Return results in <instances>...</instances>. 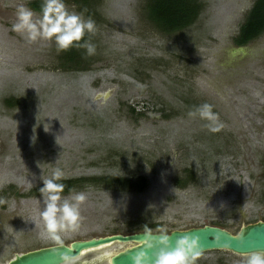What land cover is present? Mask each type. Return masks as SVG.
Masks as SVG:
<instances>
[{
  "label": "rangeland",
  "instance_id": "rangeland-1",
  "mask_svg": "<svg viewBox=\"0 0 264 264\" xmlns=\"http://www.w3.org/2000/svg\"><path fill=\"white\" fill-rule=\"evenodd\" d=\"M31 1L0 0V264L78 239L264 221V34L244 56L230 42L255 0H198L195 22L169 34L148 0H46L51 18ZM75 29L70 61L58 45ZM54 179L74 184L44 190ZM217 261L264 256L163 264Z\"/></svg>",
  "mask_w": 264,
  "mask_h": 264
},
{
  "label": "water",
  "instance_id": "water-1",
  "mask_svg": "<svg viewBox=\"0 0 264 264\" xmlns=\"http://www.w3.org/2000/svg\"><path fill=\"white\" fill-rule=\"evenodd\" d=\"M113 243L129 244L104 257L105 264H163L211 250L264 256V221L230 232L214 225L156 232L112 234L56 243L15 254L3 264H63Z\"/></svg>",
  "mask_w": 264,
  "mask_h": 264
},
{
  "label": "trees",
  "instance_id": "trees-1",
  "mask_svg": "<svg viewBox=\"0 0 264 264\" xmlns=\"http://www.w3.org/2000/svg\"><path fill=\"white\" fill-rule=\"evenodd\" d=\"M46 0H34L29 3L33 10L46 12L47 4ZM87 3V2H86ZM83 11V8L79 7ZM146 11L148 19L154 24V26L162 33L169 34L177 30H181L193 24L198 17L202 4L198 0H148L146 3ZM91 15L89 11L86 13ZM264 32V0H255L251 9L245 16L243 23L239 27L238 35L235 37V41L238 44H244L250 40L258 37ZM85 40L77 29L73 31L72 39L64 38L60 40L58 49L62 53V58L73 61L78 56L80 57V44ZM188 181L183 184L189 183L193 180L191 172L185 170ZM92 180H99L93 178ZM102 182L112 185L120 182L126 187L132 186L126 179L111 178L100 179ZM175 183L179 186H183L180 180L176 179ZM74 181H62L54 179L49 185L44 186L45 189L49 187H57L59 191L67 193L72 188ZM44 190L42 192H44Z\"/></svg>",
  "mask_w": 264,
  "mask_h": 264
},
{
  "label": "flooded vegetation",
  "instance_id": "flooded-vegetation-1",
  "mask_svg": "<svg viewBox=\"0 0 264 264\" xmlns=\"http://www.w3.org/2000/svg\"><path fill=\"white\" fill-rule=\"evenodd\" d=\"M49 8H50V4L47 5V11H46V12H41V11L33 10V9L30 7V9L33 10L34 12L40 13V14H42V15H44V16H47L48 18H51V16L49 15ZM49 16H50V17H49ZM87 16H88V15H87ZM242 23H243V21H242ZM242 23H241V24H242ZM241 24H240V25H241ZM240 25H239V27H240ZM238 32H239V28H238V31L236 32V34L231 38L230 42H231V45H232V49H233L234 51H236V50L239 51V53H241V55H243V56H244V54H242V53L246 52L247 49H244L243 51H241L240 48H245V47H247V45H248L249 42L258 39V38L260 37V35H263V34H264V32H262V33H261L258 37H256L255 39L250 40V41H248V42H246V43H244V44H243V43H242V44H238V43H236V41H235V37L238 35ZM241 65H242V64H240V66H241ZM241 67H242V66H241ZM70 261H71V260H70ZM93 262H95V261H91V259H90L89 257H86V258H84L82 261H80L79 264H92ZM216 264H222V261H217Z\"/></svg>",
  "mask_w": 264,
  "mask_h": 264
},
{
  "label": "bare ground",
  "instance_id": "bare-ground-1",
  "mask_svg": "<svg viewBox=\"0 0 264 264\" xmlns=\"http://www.w3.org/2000/svg\"><path fill=\"white\" fill-rule=\"evenodd\" d=\"M44 234V233H43ZM51 235V234H50Z\"/></svg>",
  "mask_w": 264,
  "mask_h": 264
}]
</instances>
